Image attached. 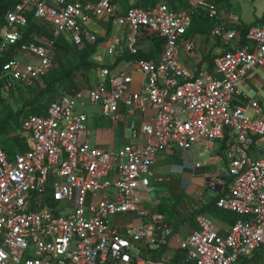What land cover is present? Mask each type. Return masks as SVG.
I'll return each mask as SVG.
<instances>
[{"label": "built area", "instance_id": "2783aa9c", "mask_svg": "<svg viewBox=\"0 0 264 264\" xmlns=\"http://www.w3.org/2000/svg\"><path fill=\"white\" fill-rule=\"evenodd\" d=\"M220 0H189L182 11L167 3L132 5L116 16L113 0H15L0 27V55L23 37L29 16L50 25L54 38L45 44L28 41L3 65L5 90L27 86L52 67L55 38L72 43L96 42L88 24L112 17L127 27L133 52L141 31L158 35L164 45L158 59H136L131 67L99 69V80L75 94H61L45 114L21 118L29 149L11 154L0 143V264H140L132 248L143 243L162 249L172 225L166 216L143 205V192L154 193L152 181L159 155L170 149L193 150L199 143H223L230 191L217 206L238 214L225 235L211 217L200 213L197 228L181 241L189 264H236L264 246V117L256 98L241 85L264 69V18L243 37L236 28L215 23L211 35L226 45L214 70L198 74L181 60L197 39L189 36L196 12L216 21ZM214 23V22H213ZM118 47L110 44L109 54ZM102 107L114 123L107 138L88 137L90 116L76 107ZM247 102L245 103L244 101ZM248 108L254 111L249 114ZM130 141L116 144L120 122ZM135 221L114 223L119 214ZM149 264H166L149 260Z\"/></svg>", "mask_w": 264, "mask_h": 264}, {"label": "crops", "instance_id": "0c3cea01", "mask_svg": "<svg viewBox=\"0 0 264 264\" xmlns=\"http://www.w3.org/2000/svg\"><path fill=\"white\" fill-rule=\"evenodd\" d=\"M95 1L97 2L98 0ZM137 1L138 0H115L114 4L116 16L124 17L128 8L132 5H135ZM180 1L181 0H149L148 2L150 5H158L167 2L170 5H172L173 2L181 5L182 3H180ZM240 1L241 0H220L218 2L220 17L216 21L212 22H214L213 25L218 22L226 26L236 28L242 32L244 37L250 27L258 25L260 22H262L264 15L261 18H257L252 23H245L237 20L235 18V11L237 3ZM185 5L187 8L188 4ZM182 6L183 5H181V7ZM185 7L181 8V11L186 9ZM199 13H203V11H199ZM204 17L206 16L204 15ZM88 27L92 32L97 34L98 39L99 37L102 39L99 45L102 44L103 39L107 40L105 47H103L104 56H102L101 61L98 60V63L112 66L115 69H122L125 67L130 68L131 63L134 60H128L126 56H128L130 53H137L139 50L147 52L153 47V43L149 37L143 38L138 42L136 52H132L126 45V36L128 35L127 27L122 26L120 23H115V19L112 17H95L92 15V20L88 24ZM116 28L119 30L117 31ZM97 31L101 32V36L98 35ZM188 34L189 36L197 39V47L192 52H187L185 50L181 51V60L184 65L196 74H198L199 71L203 69L208 71H211L212 69L214 70L216 59L225 50L226 45L219 38H216L215 40L210 41L211 43L207 44L206 42H208V39L203 43V39L201 40V35L195 36L194 34H190V31ZM114 37H117V42H115ZM110 44L117 45L118 49L115 54L108 53ZM215 44H218V46L213 51L212 48ZM211 52L212 54L210 55ZM106 54L112 56L108 64L104 62ZM94 55H96V53ZM94 55L92 57L93 59L96 57ZM211 56L213 57V60H207ZM253 72H251L246 77L243 85L247 86L249 84V76ZM92 76L91 82L95 84L99 80V70L94 71ZM262 107L264 112V106L262 105ZM249 109L250 108H248V110ZM263 112L262 116L264 117ZM94 128L96 130L94 134L92 133V130H90L88 133V137L93 142L98 139L101 141L102 136H105L106 138L111 136L115 127L114 124L110 127H103L99 126L95 122ZM129 132V129L126 128L124 123L121 121L119 126L116 127L114 133V136H116V144L121 145L130 141ZM117 136L120 137V139H118ZM157 171L161 176H163L162 173L165 171L168 173H183L180 177V179H182V184L179 186V189L182 193L179 190L178 192L185 200L184 205L173 202V206L168 209L166 213L161 210L158 205L159 195L157 192H143L141 195L143 199V205L146 208L152 209L153 211L163 213L166 216L168 222L172 225L173 231L167 246L162 249H158L156 247V249H158L157 251L163 252L168 250L165 259H154L153 253L150 254L149 257L152 261H162L166 264H173V259L180 251H183L180 246L181 241L188 237L197 228L196 217L198 214L203 213L211 217L218 232L221 235H225L229 231L231 226L238 218V214L230 210L221 209L216 204L219 198L229 193L231 181V177L228 172V163L225 149L221 141H214L210 149L206 147L205 143H199L193 150L190 151H181L178 149L164 151L159 155ZM184 172H187L188 174H185ZM183 189L185 190V193L183 192ZM135 220L136 217L132 221ZM256 253H259V263L264 264V246ZM254 255L249 258H244L243 260H245L246 263L251 260ZM143 263L149 264L148 262Z\"/></svg>", "mask_w": 264, "mask_h": 264}, {"label": "rangeland", "instance_id": "374dc122", "mask_svg": "<svg viewBox=\"0 0 264 264\" xmlns=\"http://www.w3.org/2000/svg\"><path fill=\"white\" fill-rule=\"evenodd\" d=\"M185 6L186 5L183 4L182 7L176 10L181 11V8H184ZM263 15H264V0H241L236 5L235 18L242 22L252 23L257 18H261ZM42 24L45 25V27L47 26L49 29H52L50 25L44 22ZM212 26H213V22L211 19H209L208 17H204L203 13L196 12L193 17L192 26L189 31H190V34H194L195 36L201 35L202 36L201 40L203 39L202 40L203 43L208 39V42H206L208 44V43H211L210 41H213L216 39L211 35ZM116 29L117 31L119 30L118 28ZM97 32H98V35L101 36V32L100 31H97ZM145 36L146 35H144V37ZM34 37L38 42H41V44L47 43L50 39L47 35L45 36L41 34L40 35L36 34ZM114 38H115V42H117V37H114ZM106 42L107 40L103 39L102 44L99 45V49L97 50L96 55H94L96 56L94 57L95 61L97 62H99L98 60L101 61L102 56H104L103 47H105ZM217 46L218 44H215L213 46L212 48L213 51L216 49ZM54 52L55 51H52V65H56ZM211 54L212 52L210 53V55ZM111 57H112L111 55L106 54V57L104 58V62L108 64L111 60ZM182 58H183V53H182ZM207 60H213V57L211 56ZM75 61H76V57L74 53H70L65 56L66 63H70V62L73 63ZM76 80H77L78 85L81 88L80 91H82L84 93V96H86L88 89L94 85L93 82L87 80L85 74L83 75L81 73L77 74ZM43 86H44V82H43V78H41V79L33 81L31 84L21 89L18 88L15 91L10 90L8 92L3 91V93H4V97L6 98L7 102L14 109L17 110V109H21L24 106L25 101L32 99L34 95L38 93L41 87ZM241 88L248 95L249 98H256L264 106V69L259 68L255 72H253L249 76V84L247 86L241 85ZM60 93H64V92L61 91ZM84 100L86 101L87 105L85 107H80V106L76 107V110L84 111L90 116V130H92L93 134L96 132L94 128L95 122L99 126H103V127L105 126L110 127L114 124L109 119L103 116L102 107L99 104H91L87 98H84ZM244 102L246 103L247 100ZM49 103H50L49 101L46 103L47 106ZM2 110L3 108L2 106H0V115L2 113ZM249 114L250 115L254 114V111L251 108L249 109ZM118 136L117 138L120 139V137ZM0 142L11 154L26 151L29 149V146H30V140L24 136V133L22 132L20 128H18L16 131L11 132L10 134L6 136H2L0 138ZM184 173L188 174L187 172H184ZM162 174L166 178V180L164 182L152 181V184L156 187V191L159 195V200H158L159 207L161 208V210L167 213V210L173 206V202H177L178 204H183V205L185 204L184 202L185 200L183 196H181V194L178 192V190L181 192V190L179 189V186L182 184V179H180V177L183 173L182 174H179L176 172L168 173L167 171H165ZM183 192L185 193L184 189H183ZM135 217H136L135 213H130V214L124 213V214H119L113 220H114V223L126 224L130 220L131 221L134 220ZM150 249L151 250H148V248L144 246L143 243H137L136 247L132 248V251L137 256L144 258L146 262H150L149 260L151 259L149 255L152 253L154 254V257H153L154 259H165V256L168 253V250H165L163 252L155 250L156 246L154 245H151ZM258 258H259V253H256L252 257V259L246 262L245 264H261L259 263ZM140 264H144V263L141 262Z\"/></svg>", "mask_w": 264, "mask_h": 264}, {"label": "trees", "instance_id": "16d2710c", "mask_svg": "<svg viewBox=\"0 0 264 264\" xmlns=\"http://www.w3.org/2000/svg\"><path fill=\"white\" fill-rule=\"evenodd\" d=\"M148 1L149 0H138L135 5L144 7L155 6V4L150 5ZM14 3L15 0H0V27L5 21V14L9 9L13 7ZM180 3H182L181 5L189 4V0H181ZM181 5L173 2V4L171 5L172 7H170L176 10L179 9ZM42 23V21L35 19L32 15L29 16V22L23 37L18 43L12 45L4 55H0V106H2L3 108L0 115V138L20 128L21 118L24 115L30 113L45 114L47 107L54 100H56L59 95L75 94L76 92H79L81 88L76 80L77 74H85L86 79L91 81L94 71L107 66L105 64L96 62L92 58L98 50V45L102 40L101 38L93 43L85 41L83 45H76L69 41V39L64 35L59 36L55 38L52 49V51H55L54 53L56 65H52L50 70L42 77L44 86L41 87L39 92L36 93L32 99L25 101L24 106L21 109H14L4 97L3 91L6 90L4 88L5 80L4 77H2L3 65L19 53V50L23 43L34 41L41 44V42H38L35 39L34 36L36 34L45 36L47 35L50 39L54 38L53 30L49 29L47 26L45 27V25H43ZM144 35L146 36L144 37ZM148 37L151 39L153 47L147 52L139 50L137 53H130L128 56H126L128 60L158 59L164 45V39L158 35H150L145 31H141L139 35V41L143 38ZM70 53H74L76 61L73 63H66L65 56ZM23 87L25 86L17 85V87L11 89V91H15L18 88L21 89ZM61 91H63L64 93H60ZM48 101L50 103L47 106L46 103ZM148 250L151 249L149 248ZM183 251H180L173 259V264H189L185 260V251ZM244 263L245 260H241L236 264Z\"/></svg>", "mask_w": 264, "mask_h": 264}, {"label": "bare ground", "instance_id": "6f19581e", "mask_svg": "<svg viewBox=\"0 0 264 264\" xmlns=\"http://www.w3.org/2000/svg\"><path fill=\"white\" fill-rule=\"evenodd\" d=\"M115 2V0H113V3Z\"/></svg>", "mask_w": 264, "mask_h": 264}]
</instances>
